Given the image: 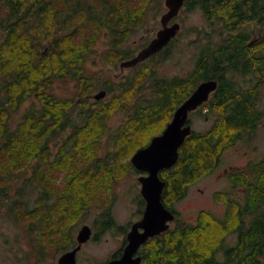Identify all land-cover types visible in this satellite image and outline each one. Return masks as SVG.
Returning <instances> with one entry per match:
<instances>
[{
  "label": "trees",
  "instance_id": "obj_1",
  "mask_svg": "<svg viewBox=\"0 0 264 264\" xmlns=\"http://www.w3.org/2000/svg\"><path fill=\"white\" fill-rule=\"evenodd\" d=\"M209 3L186 0L184 8L198 4L211 18ZM134 8L133 0H0V196L8 215L27 219L29 241L48 240L57 251L71 248L77 225L98 207L94 238L116 228L113 187L129 172H142L132 164V154L163 131L173 108L199 80L213 76L211 66L218 68L213 77L219 84L209 111H198L211 123L203 131L192 129L176 163L159 171L166 182L164 205L174 212L190 185L212 173L224 151L252 135L261 120L263 114L227 77L232 64L239 74L252 67L243 60V47L228 46L227 37L216 48L200 50L182 83L178 76L157 73L158 55L129 67L117 82L85 69L103 29V59L122 62L133 56L138 47L127 40L147 15ZM69 77L76 82L73 96H57L52 83ZM98 88L108 96L94 100ZM118 112L122 119L112 126L109 118ZM227 175L229 187L214 193L226 205L224 216L203 209L187 222L175 215L167 230L140 246V264H264V154ZM231 234L235 242L227 245ZM124 243L125 238L111 257L121 254Z\"/></svg>",
  "mask_w": 264,
  "mask_h": 264
},
{
  "label": "rangeland",
  "instance_id": "obj_2",
  "mask_svg": "<svg viewBox=\"0 0 264 264\" xmlns=\"http://www.w3.org/2000/svg\"><path fill=\"white\" fill-rule=\"evenodd\" d=\"M133 7H135L133 12L144 9L147 10V15L140 20L138 23L139 26H134L136 27V32L127 40L129 45L132 46L134 39L138 40L141 36L143 38L155 34L156 30L160 27L159 20L161 19V14L163 12L165 13L167 10L164 0H133ZM154 8L157 10L155 15H153ZM176 20L181 23L180 34L176 43L170 48V55L162 58L157 67V73L165 77H172L175 74L190 71L193 67V61L198 48L203 42L208 41V34L210 35V39L212 41H218L219 38L221 39L218 32L212 31L211 26L204 20L199 8L191 11H186L184 8ZM193 26L197 27L200 32L190 31L187 29ZM104 31L105 29H103L101 35L98 37L94 46L95 54H93L89 58V61L85 63V69L93 74L96 73L99 77L110 76L115 82H117L118 77L121 74H127L129 72V67L122 68L119 61L109 62L102 58L101 53L105 50L106 45V39L104 40ZM75 84V80H72V78L69 77L65 82L55 80L52 83L51 88L59 97H71L75 91ZM100 90H102V88H98L96 92ZM32 100L35 99L33 98ZM36 101H38L37 98ZM29 104L30 100L26 101L21 106L19 112L14 115V118L19 119L21 113L29 107ZM121 119L122 115L118 112L110 116L109 123L112 126H116ZM211 120V118H204V116L197 115L192 127L196 131H203L210 125ZM263 154L264 127L262 125H258L252 132V135H245L241 140L224 151L219 165L212 173L202 177L197 182L190 185L185 197L177 200L174 204L175 215L178 214L181 219H184L187 222H194L197 213L200 210L205 209L218 217H223L226 205L223 201L217 200L214 197V193L229 187L230 182L227 175L229 170L236 168L243 169L248 166L251 161L258 160L261 156H263ZM224 169H226V171ZM140 175L142 174L131 171L118 180L113 187V197L116 198L113 206V213L116 224L118 225L116 228H109L104 233H101L97 238H94L95 230L92 227V221L95 214L99 211V207L97 209L92 208L90 213L86 215L85 219L79 222L74 235L76 236L77 230L83 224H88L92 229V236L82 245L80 255L79 253L77 254V264L103 263L109 259L116 250L118 251V249H120L123 239L125 238L126 240L128 230L132 226L133 222L142 217L143 209L145 207V205H143L142 208L139 197L141 193L138 176ZM18 182H22V178L18 179ZM238 192L241 193L240 190H238ZM12 194H14V191H12ZM35 198L36 194L34 193L32 195V200L35 201ZM26 222L27 219H25V217L16 219L15 216L8 215V208L3 205L2 197L0 196V264H27L24 258H21L22 261H18V259L16 261L13 255L15 252L12 253L9 251L11 248H17V242L14 238L19 237V235L22 234L23 239L20 244H22L21 246L24 249L23 254L28 252L29 237L27 235L28 233L25 232ZM172 222H170V225ZM125 226H127V228L123 229ZM44 242L46 244L49 243L48 240H44L42 243ZM234 242L235 235H228L225 239V244L227 245H232ZM4 255L8 257L7 261V257L3 258ZM18 255H22V250L18 252ZM60 255L61 251L56 250V258ZM218 256L221 257L220 254ZM27 257L34 258L35 256L30 253Z\"/></svg>",
  "mask_w": 264,
  "mask_h": 264
},
{
  "label": "water",
  "instance_id": "obj_3",
  "mask_svg": "<svg viewBox=\"0 0 264 264\" xmlns=\"http://www.w3.org/2000/svg\"><path fill=\"white\" fill-rule=\"evenodd\" d=\"M185 0H164L167 11L162 14L160 22L162 27L156 32L154 38L142 48L136 55L120 62V66L131 67L142 62L151 54L159 51L169 40L176 35L180 24L174 22L168 25V21L178 14ZM218 86L215 79L201 82L189 97L178 106L172 119L167 123L160 134L153 136L150 142L137 149L131 156L134 167L146 174L138 176L140 182V193L145 200L142 217L133 222L126 235V244L119 257L111 258L103 264H140L142 257L137 254L140 246L149 238L160 235L167 230L170 222L175 219V213L167 208L161 193L166 184L159 176V171L173 166L179 155V147L185 138L191 134L190 124H186L188 112L197 108L209 97V94ZM106 94L105 90L96 92L93 97L100 99ZM264 125V121H263ZM92 234L91 227L83 224L77 233V246L63 253L58 264H75V253L86 242Z\"/></svg>",
  "mask_w": 264,
  "mask_h": 264
},
{
  "label": "flooded vegetation",
  "instance_id": "obj_4",
  "mask_svg": "<svg viewBox=\"0 0 264 264\" xmlns=\"http://www.w3.org/2000/svg\"><path fill=\"white\" fill-rule=\"evenodd\" d=\"M185 1L183 2L182 6L180 7L178 14L175 15L173 18H171L168 21V23H167L168 25H171L174 22H178L180 24V29H181V23L179 21H177L176 19L178 18V15L180 14V12L183 11V9L185 7ZM199 1H201V0H199ZM209 5L211 8L210 14H212L211 18L206 16V14L202 11V8L198 4L196 5V7L200 9L202 17L211 26L212 31H217L218 35H220L221 39L219 38L218 41H212V40L206 41L200 45V47L198 48V51L195 55L192 69L195 67L196 60L200 57V50L203 47L206 48V46H208V45L216 48V46H218L219 44L222 43L223 37H227L228 46H230V45H235V46L241 45L243 47V55H244L243 60L244 61H250L252 63V67L250 69H248L247 71L243 72L242 74H239V72H237L235 70V65L232 64L231 68L227 72V77H231L233 80L236 81V88L240 89L249 98L251 104L258 109L259 114H263L260 122L257 123V126L262 125L264 127V125H263V121H264V0H210ZM161 27H162V25L160 22L159 28H161ZM180 29L178 30L176 35L173 36L169 40V42L166 45H164L156 53L151 54L145 60L149 59L153 55H158L157 57H160L161 60L165 56L170 55V48L174 45V43H176L175 40L178 38V36L180 34ZM157 30H156V32H157ZM156 32L154 35H151L149 37L146 36V37L142 38V36H141L140 39H138V40L134 39L133 40V46L138 47L136 49V51L133 53V56L136 55L142 48H144L150 42V40L152 38L155 37ZM241 32H244L245 35L244 36L240 35ZM106 35H107L106 31H104V37H105L104 40L106 39ZM208 36H210V35L208 34ZM105 47H106V45H105ZM213 51L214 50H212L211 52H213ZM145 60H143V61H145ZM190 71L178 73V74H175L174 76H178L181 80V83H182L183 78ZM217 71H218L217 66H215V65L211 66L210 75L214 76L217 73ZM174 76H172V77H174ZM213 76L199 80L195 84V86L192 89V91L190 92V94L203 81L215 79L218 82V79L214 78ZM218 84H219V82H218ZM102 90L107 91L104 88H102ZM214 91H212L209 94V97L206 101H204L197 108L192 109L188 112L186 124H190L192 129H193L192 124L195 121V117H197V115H198V111L199 110H202L203 112L209 111V101H210ZM94 94H95V92L92 93L93 99H94V97H93ZM107 95H108V91L106 92L105 96H107ZM189 95L173 108L171 119L173 117V113H174L175 109L178 106H180L189 97ZM94 100H98V99H94ZM204 118H208V116H204ZM224 170L226 171V169H224ZM140 173L146 174L145 172H140ZM144 205H145V203H144ZM78 230H77V233H78ZM77 233H76L75 238L77 237ZM36 236L40 237L38 234H34V235H32V238L33 237L37 238ZM22 237H23V235L20 234L19 237L14 238V240H16V242H17V248L16 249L11 248L9 251L12 253L15 252V254H13V255H14L16 261H17V259H18V261L19 260L22 261L21 258H24L25 262L27 264H58L59 257L63 253L72 250L78 244L77 238H76L75 245L71 248L66 249V250H62L61 255L58 258H56V250L52 246L51 243H48V244H46L45 242L42 243L41 241H37V239L35 241L34 238H33V241H31L32 239L30 238L29 246H28L29 250L27 249L28 252L26 254H23L24 249L21 246L22 244H20L21 240L23 239ZM84 243H82V245ZM125 244H126V240H125L123 247L125 246ZM82 245L75 253V264H77V254L79 253V255H80V252L82 250ZM123 247H122V249H123ZM21 250H22V255H18V252H20ZM29 252L31 253V255H34L35 257L34 258L27 257L30 255ZM137 254H139V253L137 252ZM119 256H117V257H119ZM6 257H7L6 255L3 256V258H6ZM110 258H113V257H110ZM7 259H8V257L6 258V261H7Z\"/></svg>",
  "mask_w": 264,
  "mask_h": 264
},
{
  "label": "bare ground",
  "instance_id": "obj_5",
  "mask_svg": "<svg viewBox=\"0 0 264 264\" xmlns=\"http://www.w3.org/2000/svg\"><path fill=\"white\" fill-rule=\"evenodd\" d=\"M103 264V263H102Z\"/></svg>",
  "mask_w": 264,
  "mask_h": 264
}]
</instances>
